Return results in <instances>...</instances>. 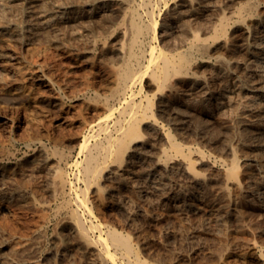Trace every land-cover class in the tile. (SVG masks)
Listing matches in <instances>:
<instances>
[{
  "label": "rangeland",
  "instance_id": "374dc122",
  "mask_svg": "<svg viewBox=\"0 0 264 264\" xmlns=\"http://www.w3.org/2000/svg\"><path fill=\"white\" fill-rule=\"evenodd\" d=\"M85 1L101 7L59 18L73 6H89L84 0H0V264H109L66 224L70 210L61 207L67 199L75 204L73 188L85 185L74 164L83 158L84 134L106 114L107 98L118 105L114 68L126 40L121 0ZM245 1L208 0L215 6L214 45L210 56L198 55L192 72L206 80L216 67L208 79L216 94L206 100L202 87L182 85L178 105L189 117L169 111L154 134L142 128L141 141L150 144L141 160L126 167L111 160L89 191L96 220L129 234L147 264H264V200L248 192L264 184V146L245 134V127L264 126L261 105L254 111L245 105L247 95L263 87L256 81L227 90L246 75L247 31L263 33L264 0L259 14L243 21L237 11ZM226 16L227 30L216 31ZM220 56L232 67L219 68ZM146 84L149 93L157 92L149 79ZM176 122L183 127L175 129ZM139 143H132V152ZM190 157L201 184L185 169ZM235 160L237 177L230 175ZM166 161L174 167L163 168ZM156 167L162 191L140 176ZM60 170L75 182L73 188L57 187ZM117 264L128 262L118 258Z\"/></svg>",
  "mask_w": 264,
  "mask_h": 264
},
{
  "label": "bare ground",
  "instance_id": "6f19581e",
  "mask_svg": "<svg viewBox=\"0 0 264 264\" xmlns=\"http://www.w3.org/2000/svg\"><path fill=\"white\" fill-rule=\"evenodd\" d=\"M121 1L126 7L123 19L125 20L123 24L125 23L126 40L119 47L118 54L121 57V63L117 67H113L117 75V86L115 90L113 89V100L117 101L118 105L110 103V98H107L106 114H102L103 117L98 119L96 124L92 126L90 124L92 127L90 133L84 134L85 139L84 142L82 141L81 148L83 158L81 161L75 160L74 164L77 162L79 168L77 176L85 185L80 189L73 188L72 183L75 182L71 181L69 174L64 170H60L56 175V185L59 189H66L71 184L72 187L70 188L76 189L75 204L72 200L67 199L61 205V207L70 210L66 224L73 228L81 240L96 247L99 260L109 264H117L118 258H123L128 264H147L139 255L129 234L96 220L89 191L96 182L103 178L111 160L125 163L124 167L130 166L134 160H141L144 153L143 149L150 144L144 140L141 141L143 139L141 138L143 136L142 128L148 129L154 134L159 128V118L170 115L169 111L182 113L179 108L180 105H178L181 100H184L180 91L182 85L202 87L205 89L206 100L211 99V96L207 97L208 95H214L215 91L211 89L209 83L216 72L214 70L217 68L213 69V75L207 77L210 81L200 78L198 74H193L192 69L198 55L202 54L207 57L212 53L214 33L211 32L210 26L212 25L211 12L215 6H210L208 0ZM86 2L88 1L84 0L85 4H82L89 6L88 8L80 9L78 5V7L73 6L67 14L59 15V18L67 16L79 18L85 14H92L94 9L100 6L96 7ZM261 2L262 0H246L237 11L239 19L246 21L249 15L259 14L258 7ZM105 5L107 6L106 3H103V6ZM168 5L170 8L166 9ZM201 7L203 9L199 11ZM1 9L3 8L0 5ZM259 21H261L263 33L261 30L255 31L253 28L247 31L251 40L244 47L249 55L244 62L245 68H247L246 75L239 81H233L232 85L227 84V90L237 91L236 88L238 87L244 89L248 85L255 86L256 81L261 82L263 87L261 90H255L247 95L245 105L251 111L260 105L264 111V18L260 17ZM227 25L226 16L221 19L219 27L216 25L215 30L225 31ZM112 28L114 29V27ZM232 65L231 60L218 57L219 68H229ZM223 73L222 70L217 71L218 75ZM147 79L156 85L157 92L149 93L145 88ZM156 97L158 98L157 103ZM203 112L209 114L207 110ZM182 114L186 117L190 115L186 112ZM175 124V129L183 127L181 122ZM245 129V134L252 144L264 146V126L256 125L251 130L246 127ZM167 135H171V133L169 132ZM135 141H140V145L132 152V143ZM171 143L180 149L175 138L171 139ZM169 162L166 161L161 166L165 169L174 167ZM195 163L196 160L190 157L185 169L193 173L197 183L201 184L202 179L196 175ZM238 165V161L235 160L230 168L231 176H238ZM140 176L152 183L156 190L165 189L157 167L147 170ZM248 192L264 200V184L261 187H252ZM179 196L183 195L174 194V197ZM186 196H184L185 202L187 201ZM222 220L223 218H219V221ZM38 233V236L42 235L41 229ZM18 252L19 249H14V254L17 255ZM17 263L18 261H14L12 264Z\"/></svg>",
  "mask_w": 264,
  "mask_h": 264
}]
</instances>
